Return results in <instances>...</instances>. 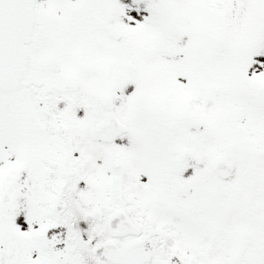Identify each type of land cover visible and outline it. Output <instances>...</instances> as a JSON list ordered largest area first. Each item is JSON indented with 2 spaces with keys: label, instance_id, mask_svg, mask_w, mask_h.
Returning a JSON list of instances; mask_svg holds the SVG:
<instances>
[{
  "label": "rangeland",
  "instance_id": "rangeland-1",
  "mask_svg": "<svg viewBox=\"0 0 264 264\" xmlns=\"http://www.w3.org/2000/svg\"><path fill=\"white\" fill-rule=\"evenodd\" d=\"M40 1L44 7H48L46 9L49 12V21H57V25L62 26L65 34V25L70 20L67 17L70 14L67 6L72 3L66 6L64 0ZM235 2H238V5ZM122 3L125 4V10L122 8L121 10L125 11V56L129 59L128 62L125 64V60L119 56L114 59L110 52L107 53V57L98 59L101 55L92 49L88 55L97 61V66L88 67L84 61L86 47H81L75 54L83 64L82 70L78 71L77 68L74 75L70 76V81L77 84L78 91L82 90L83 93L90 94L95 99L103 93L112 94L115 101H118L117 108L121 112L118 113L122 117L121 103L124 101V95L125 110L128 111H140V102L145 100L151 107L145 106V110L141 108L140 112L142 115L149 114L146 117H153V121L152 124H146L143 129L149 127L152 130L155 129L153 132L148 130L142 132L144 139L141 145L137 143V140L142 138V133L140 135L139 131H135L134 125L125 117V122L129 126L127 137L136 135L137 146L135 150L132 148L131 152L135 160L137 158L141 160L146 175L144 184L177 187L181 183H186L195 187L199 185L195 184V180L197 176L203 175L201 173L203 171L206 175V183L201 185L207 186V193L204 195H207L206 201H209L224 185L213 175L216 183L212 184L209 181L211 173L207 170V164L213 157L219 155L232 164L236 163L235 172L247 175L245 163L249 160L255 161L253 153L264 152V0H151L141 8H130L125 0ZM61 5L66 7L56 12ZM220 6H226L227 9L231 7L236 11L240 9V13L237 11L236 15L232 16L229 10L225 18L219 11ZM98 9L103 11L102 7ZM124 11L121 13L124 14ZM128 16L132 18H129L130 22L126 18ZM95 22L97 25L101 23L100 18ZM167 22H173L181 29L184 37L178 46L182 45L185 49L187 46L191 49L192 54L188 61L183 55L185 49L179 58L166 64L153 53L156 41H158L156 52L159 56V48L167 43L160 32V28L162 30ZM86 25L88 28L90 22L87 21L84 27ZM45 26L46 21L42 24L40 18L37 35L42 28L45 32ZM47 26L49 27L50 24ZM80 27H83V23ZM136 27H142L141 31ZM132 32V38H130L129 35ZM54 34L57 35L56 32ZM120 43H116L114 48H118ZM59 44H50L49 52L53 45L58 47ZM96 44V47H102L97 41ZM65 49L69 50L66 44ZM45 51L46 49L35 50L34 65H41ZM102 51L105 52V50ZM204 52H207V56ZM59 54L61 61L67 60L68 57L60 50ZM118 60L120 65H116ZM186 61L187 63H184ZM124 64L129 79L125 85V91L124 84L127 78L121 73ZM250 64H258V66L249 70ZM119 69H121L120 72ZM108 71L109 76H107ZM67 72L65 71V74ZM92 72L91 81L85 82L81 79ZM60 77L55 78L52 74L42 75L34 72L35 80L42 79L46 85H52L53 80ZM58 81L63 89H67L72 94L73 86H69L65 78ZM101 84L102 87H100ZM20 98L21 96L18 97ZM190 120L199 121L201 129L189 130L187 123ZM36 145L37 141L34 139L30 148L21 139L0 137V170L3 169V160L9 167V173L5 182L1 181L0 188L8 183L10 188L16 190L18 181L10 177L23 170L21 166H25L26 169H29L31 165L35 167L33 154ZM183 148H188L200 155L204 165L201 168L190 166L183 174L174 175L175 155ZM127 152L130 153L129 146H127ZM128 153L126 155L130 158L131 155ZM51 156H55L53 151ZM54 170H56L55 163ZM197 171L198 175L195 177L194 174ZM109 174L111 180L112 173ZM262 176L261 174L258 181L264 180ZM93 178L98 181L99 175ZM86 180V183L82 185L88 187L91 181L89 182L88 177ZM118 183L125 187V177H120ZM227 186L233 187L234 182L228 183ZM231 193L227 191L226 194L223 221L225 239L227 238L225 251L229 260L227 262L225 257L222 264H244L247 258L241 255L235 256V251L239 248L233 243L236 199L234 193L232 201L229 200ZM194 197H199L197 189H195ZM189 207L190 215L194 219L200 211H193V204ZM201 224H206L204 217L198 222L195 221L193 226ZM24 227L20 224L14 231L17 244L23 246L25 250L37 249L40 245V232L30 231L28 241L29 230ZM49 235L54 239L51 231ZM28 243L29 246H27ZM50 243L52 244V240ZM14 244L13 241L8 244L11 250L9 254L16 255ZM254 262L264 264V258L257 257Z\"/></svg>",
  "mask_w": 264,
  "mask_h": 264
},
{
  "label": "flooded vegetation",
  "instance_id": "flooded-vegetation-1",
  "mask_svg": "<svg viewBox=\"0 0 264 264\" xmlns=\"http://www.w3.org/2000/svg\"><path fill=\"white\" fill-rule=\"evenodd\" d=\"M123 27L124 24L118 22L114 29L109 31L114 33ZM122 39L120 34L118 41ZM75 42L74 37L71 43ZM32 49L31 43L28 48L27 66L19 84L20 92L30 93V107L25 108L26 123L29 127V131L26 132H31L30 127L34 122L40 129L48 132L52 120L56 124L60 120L61 123L75 125L77 122L70 121L73 115L86 118L92 126L99 123L105 115L101 106L82 112H72L68 107L49 105V95L54 94L53 90L33 82L34 75L30 68ZM55 59L57 60V57ZM58 98L65 99L63 92L59 93ZM58 136L69 160L68 186L51 188L47 171L43 169L42 173L39 172L41 166L44 168L47 164L45 154L47 138L42 137L38 139L40 147L37 148V153L33 154L41 160L42 165H38L36 170L31 165L29 169L25 168L17 173L21 176L20 180L26 191L25 195L20 193L13 198L15 202L8 207L10 214L14 216L8 218L6 206L5 209L0 208V222L3 219L7 220L4 227L1 226L3 232L7 231L8 226H15L18 223L43 231L42 247L36 255L37 260L15 259L13 264H51L49 244L45 239L47 236L45 232L49 230L51 224L58 226L57 233L61 236V241L56 243L53 251L55 255L63 257L61 264H114L105 256H115V250L123 248L125 264L132 262L128 260L130 256H134L133 262L137 261L142 249L149 257L145 264H192L193 252L204 257L210 252L221 253L224 248V228L221 226L224 217L222 212L225 204L224 189L220 190L217 202L213 203V211L217 209V215L206 223L203 232L195 233L193 224L200 220V216L207 214L210 206L204 201L205 196L202 197L199 193L195 201L190 195L180 196L177 191L169 188L148 190L145 187L125 185V191H119V188L115 187L110 189L98 185L89 187L80 185L82 183L80 178L99 174V170L95 168L99 162L106 165L104 162L113 161L115 153L111 145L121 136L110 144L91 141L88 150L81 148L83 145L81 142L73 147L64 135ZM122 136L125 137V134ZM123 141L125 147V138ZM117 166L116 163L112 164L116 170ZM65 171L64 165L61 173L64 174ZM100 172L106 174L109 171L101 169ZM2 173L0 170V185ZM199 199H203L202 202L198 201ZM190 204L199 207L200 212L194 218L195 221L190 215ZM200 205L203 207L200 208ZM192 210L194 211V208ZM6 235L5 233L4 236ZM261 236L264 240V234ZM255 239L249 236L243 240L245 252L248 251L247 245L256 241ZM259 239L261 241L260 237ZM97 245L104 246L105 253L94 254L93 248Z\"/></svg>",
  "mask_w": 264,
  "mask_h": 264
},
{
  "label": "water",
  "instance_id": "water-1",
  "mask_svg": "<svg viewBox=\"0 0 264 264\" xmlns=\"http://www.w3.org/2000/svg\"><path fill=\"white\" fill-rule=\"evenodd\" d=\"M26 3V0H0V91L12 90L23 70L24 65L19 62L22 44L14 47L13 39L15 36L28 35L31 30L30 5L29 8H25ZM164 32L169 39L177 38L180 33L178 28L170 23L164 27ZM164 50L162 49V52ZM189 127L198 129L199 123L191 122ZM192 159L196 163L200 162L188 151H180L177 154V169L183 170ZM210 167L223 177L229 176L232 170L231 164L221 158H215Z\"/></svg>",
  "mask_w": 264,
  "mask_h": 264
}]
</instances>
